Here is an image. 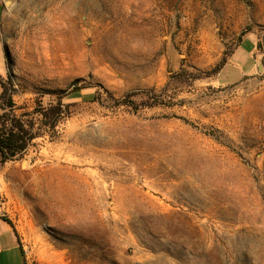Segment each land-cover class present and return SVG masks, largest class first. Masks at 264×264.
<instances>
[{"label":"rangeland","instance_id":"rangeland-1","mask_svg":"<svg viewBox=\"0 0 264 264\" xmlns=\"http://www.w3.org/2000/svg\"><path fill=\"white\" fill-rule=\"evenodd\" d=\"M56 1L0 0L25 264H264V0ZM244 30L258 68L223 85Z\"/></svg>","mask_w":264,"mask_h":264},{"label":"crops","instance_id":"crops-1","mask_svg":"<svg viewBox=\"0 0 264 264\" xmlns=\"http://www.w3.org/2000/svg\"><path fill=\"white\" fill-rule=\"evenodd\" d=\"M0 10V18H1ZM256 35L245 34L225 64L217 73L218 80L223 85L239 82L245 76L252 75L258 68V61L254 56ZM3 48L0 42V64ZM0 264H25L24 255L18 236L11 226L0 217Z\"/></svg>","mask_w":264,"mask_h":264},{"label":"trees","instance_id":"trees-1","mask_svg":"<svg viewBox=\"0 0 264 264\" xmlns=\"http://www.w3.org/2000/svg\"><path fill=\"white\" fill-rule=\"evenodd\" d=\"M242 33L245 34L246 31L244 30ZM5 57L8 59L6 52ZM0 88V110L3 112L0 114V163L4 164L8 160H13L22 155L31 140L35 138V135L31 129L26 127L20 117L16 116L12 111L11 94L6 84L2 81H0ZM3 220L11 226L17 236L10 221L7 219Z\"/></svg>","mask_w":264,"mask_h":264},{"label":"bare ground","instance_id":"bare-ground-1","mask_svg":"<svg viewBox=\"0 0 264 264\" xmlns=\"http://www.w3.org/2000/svg\"><path fill=\"white\" fill-rule=\"evenodd\" d=\"M55 1H56V0H55ZM58 1H59V0H58ZM67 1H68V0H67ZM121 1H122V0H121ZM56 2H57V1H56ZM124 2H126V1H124ZM68 3H69V2H68ZM9 4H10V3L7 2V5H9ZM55 4H56V3H55ZM42 5H43V4H42ZM131 5H132V4H131ZM45 7H46V6H45ZM45 7H44V8H45ZM50 8H51V7H50ZM132 10H133V9H132ZM136 10H137V9H136ZM138 10H139V9H138ZM53 12H54V11H53ZM122 12H123V11H122ZM104 13H105V12H104ZM104 13H103V14H104ZM139 13H140V12H139ZM140 15H141V14H140ZM143 15H144V14H143ZM52 201H53V200H52Z\"/></svg>","mask_w":264,"mask_h":264}]
</instances>
